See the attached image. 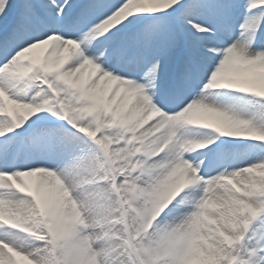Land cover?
Listing matches in <instances>:
<instances>
[{
  "label": "snow or ice",
  "instance_id": "obj_1",
  "mask_svg": "<svg viewBox=\"0 0 264 264\" xmlns=\"http://www.w3.org/2000/svg\"><path fill=\"white\" fill-rule=\"evenodd\" d=\"M0 264H264V0H0Z\"/></svg>",
  "mask_w": 264,
  "mask_h": 264
}]
</instances>
